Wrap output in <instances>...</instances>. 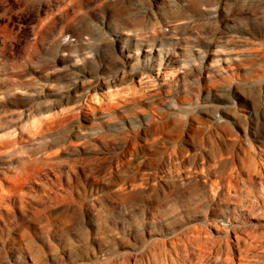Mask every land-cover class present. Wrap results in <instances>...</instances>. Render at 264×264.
<instances>
[{
  "label": "rangeland",
  "instance_id": "374dc122",
  "mask_svg": "<svg viewBox=\"0 0 264 264\" xmlns=\"http://www.w3.org/2000/svg\"><path fill=\"white\" fill-rule=\"evenodd\" d=\"M0 264H264V0H0Z\"/></svg>",
  "mask_w": 264,
  "mask_h": 264
},
{
  "label": "bare ground",
  "instance_id": "6f19581e",
  "mask_svg": "<svg viewBox=\"0 0 264 264\" xmlns=\"http://www.w3.org/2000/svg\"><path fill=\"white\" fill-rule=\"evenodd\" d=\"M123 51H124V56L127 59L131 60V62H134V65L135 64H137V65L139 64L140 65L141 63H143V62H140V60L137 61L138 57H139V54L140 53L143 54V51L145 52V54L147 56H150L154 60L153 62L155 63V65L158 64V66H160V65L166 64L167 62L168 63H172V62L178 63L177 61L173 60L175 57H172V54H167L164 59L157 60L155 57H156V54H159L157 51H160V50H159L158 47H154V46H150V48H147V49H144V48L141 47L140 50H138V51L137 50H131V49H126V50H123ZM135 55L137 57H135ZM159 56H160V54H159ZM182 66H184V65L182 64ZM159 68H162V66L159 67Z\"/></svg>",
  "mask_w": 264,
  "mask_h": 264
}]
</instances>
